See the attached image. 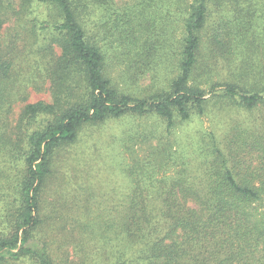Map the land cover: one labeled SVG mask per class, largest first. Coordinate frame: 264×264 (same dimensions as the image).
Segmentation results:
<instances>
[{
    "label": "trees",
    "instance_id": "trees-1",
    "mask_svg": "<svg viewBox=\"0 0 264 264\" xmlns=\"http://www.w3.org/2000/svg\"><path fill=\"white\" fill-rule=\"evenodd\" d=\"M27 2L44 7L41 21H32L31 29L37 32L39 27L38 34L32 36L43 40L39 48L52 100L25 104L15 125L0 133V157L5 167L23 165L16 186L10 181L0 185V264H67L64 260L58 263L48 244L35 236L41 224L39 197L54 152L74 143L83 126L127 114L153 113L170 128L175 118L187 120L194 112L203 113L216 90L222 91V100L247 109L264 105V64L255 68L261 90H244L234 81L202 89L195 83L202 62L201 36L210 4L218 2L167 0V8L173 5L185 14L179 40L173 33L172 40L167 38V42L171 40L167 61L177 58L176 74L167 89L133 97L120 92L112 80L111 65L119 56L110 55L109 45L118 42L122 54L131 56V63L141 59L148 66L157 47L150 42L153 24L145 16L152 3L133 0L138 8L128 14L123 11L126 18L122 20L112 17L114 0ZM3 9L0 0V32L5 22ZM137 12L144 18L140 23L131 15ZM229 36V32H217L211 37L209 53L215 60L223 57L231 61ZM247 61L241 69L250 71L253 63ZM11 66L0 40V91L4 84L9 85ZM10 97L0 93L2 102H9ZM258 151L257 157H251V161L261 162L257 167L248 166L251 164L240 157L233 165L228 159L231 151L212 142L201 181H189L184 170L168 181L167 177L131 181V200L122 222L129 238L141 239L146 245L139 249V257L144 251L147 264H264V145L258 146ZM5 190L14 197L5 198ZM115 264L127 263L119 260Z\"/></svg>",
    "mask_w": 264,
    "mask_h": 264
},
{
    "label": "rangeland",
    "instance_id": "rangeland-1",
    "mask_svg": "<svg viewBox=\"0 0 264 264\" xmlns=\"http://www.w3.org/2000/svg\"><path fill=\"white\" fill-rule=\"evenodd\" d=\"M27 1L3 0L5 22L0 40L12 60V76L8 87L4 84L0 91L11 95L10 103L0 101V133L15 125L25 104L52 100L39 48L43 40L35 39L32 34L36 31L31 29L32 21H41L44 7ZM145 1L152 3L145 16L153 24L150 42L157 45L148 66L141 59L140 63H131V56L122 54L118 42L109 45L110 55L119 56L110 69L114 84L120 92L137 98L167 89L176 74L177 58L167 61V44L171 43V33L175 40L181 37L185 15L173 5L167 8V0ZM215 1L218 4H210L202 31V62L195 83L208 90L213 83L234 81L244 90H261L264 82L262 86L255 68L264 64V0ZM137 8L133 0H114L112 17L123 20V11L128 14ZM131 15L137 23L144 19L139 12ZM90 28L94 30L92 25ZM36 30L38 34L39 27ZM217 32L230 33L231 61L223 57L215 60L209 53L211 37ZM168 37L171 40L167 42ZM245 60L253 63L250 71L241 69ZM221 92L214 91L203 113L194 112L187 120L175 118L170 128L153 113L127 114L83 126L74 143L54 152L51 172L39 197L41 224L35 236L48 244L58 263L64 260L67 264H115L121 260L147 264L146 253L143 251L140 257L138 253L146 245L139 242L141 239L129 238L122 222L131 200V181H160L165 177L168 181L183 170L189 181H201L211 157L212 142L231 151L228 159L233 165L239 157L251 167L261 163L251 161V157H257L258 146L264 145V105L247 109L234 101L222 100ZM22 166L21 162L5 167L0 157V185L10 181L16 186ZM7 196L14 197L13 192L5 190Z\"/></svg>",
    "mask_w": 264,
    "mask_h": 264
}]
</instances>
